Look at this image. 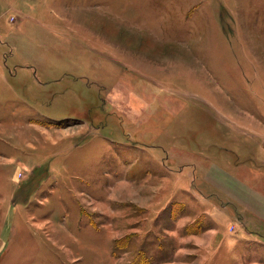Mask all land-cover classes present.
Segmentation results:
<instances>
[{"label":"rangeland","instance_id":"1","mask_svg":"<svg viewBox=\"0 0 264 264\" xmlns=\"http://www.w3.org/2000/svg\"><path fill=\"white\" fill-rule=\"evenodd\" d=\"M0 36V264H264V0H0Z\"/></svg>","mask_w":264,"mask_h":264},{"label":"crops","instance_id":"2","mask_svg":"<svg viewBox=\"0 0 264 264\" xmlns=\"http://www.w3.org/2000/svg\"><path fill=\"white\" fill-rule=\"evenodd\" d=\"M1 43H3V42L0 39V47H1ZM4 43H7V41H5ZM5 77H6L5 71H4L3 67L0 65V80L4 79ZM219 175L221 178H223L225 180L226 183H231L229 179H232L233 183L237 184V187H238V185L243 187V188L239 189V192H241V190H242L246 193V190H247V192L251 195V196L249 194L247 195L248 200L253 199L254 196H253L252 192L253 193H256V192L254 191V189L246 188V186H245L246 184L244 181L243 182L242 181L237 182L235 179L229 178V176H225L224 171L221 173L219 172ZM224 189H225V193L226 192L228 193V195H226V196H220V194L209 193V192L207 194V192L205 190L204 191H202L203 189L199 190V191H201L200 193L203 196V198H205L207 201L208 200L211 201V203H212V209H214L213 212L217 215V218H214V219L218 223H220V224L217 223V227H215V228L222 227L224 225L228 226V224H230L228 222L231 220L232 215L235 217L236 223H239L243 226H246L247 223L245 220V216L243 214V211L241 210L242 207L245 206L244 204H247V200H245V196L240 197L238 195L233 194L232 192H229L227 190V188H224ZM257 197H259V196H257ZM260 198H261V196H260ZM262 199L264 200V197H262ZM258 203H260V205H259V207H256L255 209L259 213V215H261V218L263 219L264 218V202H258ZM248 204H250V203H248ZM233 207H234V209H233ZM228 209L231 210V214H228V213L225 214L226 210H228ZM243 230H244V233H243L244 235L248 233V232H245L246 229H243ZM211 233L209 234V235H211V237L219 235V232L213 231ZM259 236L261 238H264V232L263 233L260 232Z\"/></svg>","mask_w":264,"mask_h":264}]
</instances>
